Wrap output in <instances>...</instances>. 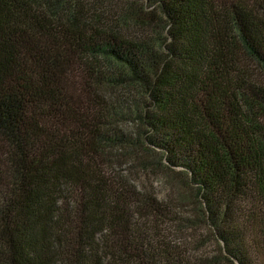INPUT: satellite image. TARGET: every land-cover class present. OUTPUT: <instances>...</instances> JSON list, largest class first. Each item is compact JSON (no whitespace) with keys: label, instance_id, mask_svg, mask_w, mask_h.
<instances>
[{"label":"trees","instance_id":"1","mask_svg":"<svg viewBox=\"0 0 264 264\" xmlns=\"http://www.w3.org/2000/svg\"><path fill=\"white\" fill-rule=\"evenodd\" d=\"M263 75L264 0H0V264H192L116 148L264 264Z\"/></svg>","mask_w":264,"mask_h":264},{"label":"rangeland","instance_id":"2","mask_svg":"<svg viewBox=\"0 0 264 264\" xmlns=\"http://www.w3.org/2000/svg\"><path fill=\"white\" fill-rule=\"evenodd\" d=\"M117 129L124 133L134 131L130 124H118ZM139 149H133L131 154L126 148L114 149L115 156L111 159L113 170L130 185L154 195L167 206L170 217L169 222L161 227L163 234L169 244L187 254L192 264H226L219 259L224 254L222 246L202 222L199 205L192 197L193 189L184 184L181 176L167 169L145 166L143 161L148 160L147 156Z\"/></svg>","mask_w":264,"mask_h":264}]
</instances>
